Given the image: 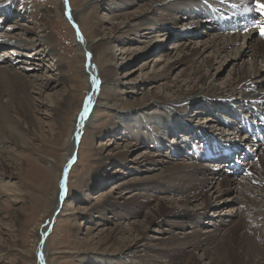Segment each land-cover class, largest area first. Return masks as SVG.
I'll return each mask as SVG.
<instances>
[{"label":"rangeland","instance_id":"obj_1","mask_svg":"<svg viewBox=\"0 0 264 264\" xmlns=\"http://www.w3.org/2000/svg\"><path fill=\"white\" fill-rule=\"evenodd\" d=\"M176 3L178 6L174 0H11L14 10L18 5L34 4L30 11L42 14L48 8L52 13L47 18L49 29L43 33L41 25H35V31L28 34L25 29L12 27L17 25L18 16L0 23V38L7 36L16 40L0 44V66L31 81L19 101L14 100L13 94V97L6 94L3 99L10 118L6 124H16L21 139L20 144H14L6 135L0 136V264H38L39 227L44 226L55 206L54 199H51L56 198L55 174L66 148L76 138L77 131L71 133L75 124L80 125L77 128L80 139L72 152L74 163L70 169L63 168L60 180L65 193L62 192L64 198L59 211L67 214L55 221L49 234L46 245L48 264H92L91 260L83 262L91 255L116 262L126 261L125 254H120L122 250L117 249L124 250L123 244L127 242L138 244L139 254H147L144 258L151 264H168L166 252L177 247L178 250L190 247L188 254L193 255L198 264L213 261L219 264V255L215 254L218 239L225 232L237 230L235 225L240 223L238 217H231V213L242 210L250 216L251 211V220L262 227L254 214L260 216V212H264V185L251 179L262 171L259 170L263 166L259 165L261 150L260 155L256 151L258 160L244 163L248 170L255 171L252 175L248 172L239 178L234 177L231 185L229 182L231 189L228 187L226 191L220 183L221 177L213 182V191H207V202L212 205L200 218H173L172 221L165 217L149 222V209L145 207L138 211L136 208L135 199L141 191L175 202L183 198L173 192L182 181L181 174L186 173L189 166L208 168L212 165L193 159L181 150L187 139H197L198 134L182 139L188 137L185 129L215 128L224 134L228 131L224 130L221 118L230 119V112L241 109L239 99L243 96L238 93H235L231 110L221 107L225 104L217 106L216 99L202 101L200 97L212 87L225 88L233 81V76L237 75L233 65L236 48L245 49V45H235V49L230 48L222 52L223 55L213 46L217 35L207 29L209 24L205 22L197 26L198 30L190 28L192 33H186L187 23L200 20L196 17L199 12L195 9L188 12L187 7L176 10L172 8ZM2 13L0 9V15ZM77 15L83 17L79 19ZM190 15L195 19H189ZM4 17L0 16L2 20ZM19 22L29 24L25 20ZM88 38L97 39L101 44L94 53L88 46ZM209 44L210 47H204ZM187 46L200 51L177 64L187 52ZM247 47L250 52L244 53L246 61L238 59L234 63L236 69L251 70L249 63L256 51L250 43ZM37 51L40 52L38 57ZM248 55L250 57H246ZM261 63L264 64L257 62V68L264 66ZM109 66L113 68V80L102 88L99 70ZM197 67L199 74L196 78L193 70ZM248 75V86L255 91H264V77L251 76L250 72ZM85 80L88 82L84 87ZM193 88L202 90L199 97L176 102L183 100L184 93ZM93 94L96 99L92 107L98 102L101 104L83 119L80 112H83L84 102L90 101ZM175 103L177 106L188 105L187 112H183V107L173 106ZM213 104L222 109L217 111ZM135 117L139 120L135 121ZM90 118L92 121L88 126ZM130 126L133 127L129 129L137 131L142 127L144 132L152 134L158 129L163 136L166 135L165 146L159 150L147 140L137 143L132 136L127 140L122 135L129 134L127 127ZM221 134L215 135L221 137ZM2 149L6 151L3 155ZM135 160L141 164H136ZM220 170L225 177V168ZM175 173L178 180L171 182L168 178ZM161 186L169 191L159 192ZM242 187L249 191L251 209L245 204L247 191ZM108 204L114 205V210L109 206L101 207ZM150 204L156 207L157 199L153 198ZM184 204L183 207L188 206L194 212L204 206L202 200ZM165 212L167 207L162 206L160 215L164 216ZM100 218L101 223L96 224ZM230 219L234 220L233 224H229ZM219 220H222L223 227L218 230ZM114 227L122 228L123 234H116V239L110 240L116 231ZM181 253L182 249L177 251V255ZM188 254L183 257L187 258ZM210 256L215 257L212 260ZM183 257L181 254L178 264H186Z\"/></svg>","mask_w":264,"mask_h":264},{"label":"bare ground","instance_id":"obj_2","mask_svg":"<svg viewBox=\"0 0 264 264\" xmlns=\"http://www.w3.org/2000/svg\"><path fill=\"white\" fill-rule=\"evenodd\" d=\"M174 1L178 2V6H177V3H176L177 7L173 5L172 8L175 7L176 10L177 9L180 10V8L182 9L184 7H187L188 9H185V10L188 11V12H192V11H194L193 9L199 10L198 6L201 5V1L202 0H174ZM261 2H264V0H261ZM18 6L19 7H17V8L15 7V10H14V6H12L11 2L9 3L8 0H0V9H1V12L2 11L4 12L1 15L5 16L3 20H5L6 17L7 18H9V17L12 18L14 16H18L19 18L16 17V18H18L17 21H16L17 25H14L12 27H19L22 30L25 29L24 32H27V34L30 33V32H34L35 31L34 30L35 25H41L40 29H41L42 33H43V31H47L49 29L48 26H47V24L49 22V21H47V18H48L49 13L50 14L52 13V9L51 10H47L48 8L47 9L44 8L45 9L44 12L42 14H40L41 12L40 13H36V12L30 11V10H33V8L35 6L34 4H32V6H28V5L24 6V7H20V5H18ZM5 11H6V13H5ZM77 17H78V15H77ZM82 17L83 16L79 15L78 18L80 19ZM196 17H198V16H196ZM139 18H142V15H140ZM190 18H194V17L189 16V19ZM197 19H200V20L197 21V22L191 23V24H189V23L186 24L188 26V28L186 29V33L187 32L192 33V30L190 28H192L193 30H196V29L198 30L197 26L200 25L202 22H205L204 19H201L199 17ZM0 20H1V18H0ZM19 20H23V21L25 20L27 23L29 22V24L21 23V22H19ZM205 23H207V22H205ZM193 33H195V31ZM214 35H217V36H216V38L213 39V41H214L213 46L215 48H217L220 53L226 52L227 50L229 51L230 48H233L235 45H238V44H241V46L244 44L245 45L244 46L245 49H241L240 47L236 48L237 49V53L234 54L236 58L234 57L235 61L233 62V65L235 66L234 74L236 73L237 75L233 76V81H232L233 83L232 82L228 83V85L225 86V88H219V87L216 86V87L210 88L207 92L203 91L204 94L201 95L200 99L202 101L205 100V99H216L217 100V104H216L217 106H219L221 104H225V105H221L222 108H225L224 110H231V108H232L231 106L232 105L234 106V104H235L234 101L236 100L235 93H238V94L243 96V98L239 99V106L238 107H240V108H242L243 103L245 101H247V100L250 101V100H254V99H264V91H263V89L261 91L260 90L255 91L251 87H249L248 83H247L248 79L250 78L249 75H248L249 72H250L251 76L264 77V66H262L261 68H257V62H259V61L260 62H264V41L261 40V39L256 38L253 34H244L243 35L240 32L239 33H236V32H234V33H231V32H228V33H219V32H217V33H215L214 32ZM230 37H233V38H230ZM0 41H1L0 42L1 45H6L5 43H11V42L16 41V40L13 39L12 37H7L6 36L5 38H0ZM87 41H88V46H90L93 49V53L95 51H97L100 48V46H101V44H98V40L97 39H89L88 38ZM178 41H180V40H178ZM248 43H250V45H252L254 47L255 51H256V55H255L254 59L252 58V60H250V63H249L251 70L248 71V69H241V68L240 69H236V65L234 63H237L238 59L240 61H242L244 59L243 62L246 61V58H244V55H245L244 53L245 52H247V53L250 52V48L247 47ZM205 46L206 47H208V46L210 47L211 45L210 44L209 45H204V47ZM91 48H90V50H91ZM188 48L189 47L187 46L186 49H188ZM233 49H235V48H233ZM199 51L200 50L198 48L195 49V47H191V49H188L187 52L183 53L182 58H180L176 63L179 64L182 60H185V59L187 60V59L197 55L199 53ZM11 52H13V51H11ZM39 54H40V52L37 51V53H36L37 57H38ZM106 56H108V54H106L105 57ZM246 57H250V56L248 55ZM251 62H255V63H251ZM261 64H263V63H261ZM232 68H234V67H232ZM236 70L238 72H236ZM99 71H100V75H101V78H102V79L100 78L101 79V84H103L102 88H104L109 83H111L112 80H113V76H112L113 68L111 66H109L108 68L101 67ZM193 71H194L193 72L194 76L197 78V76L199 74L198 67L195 70H193ZM199 81H200V79H199ZM30 82L31 81L26 80L18 72L9 71V70L6 69L5 66H0V136H4L5 137V135H6V137L9 140H12V142H14V144L19 143V141L21 139V134H19V131L16 130V128H17L16 124H15V126L10 124L11 122L9 124L8 123L6 124L7 119H10V118L8 117L9 116L8 115V109H7L6 103H5V101L3 99H4V97H6V94L7 95L13 94L15 96L14 100H16V101L18 100L19 101V97H21V95L26 91L27 86L28 85L31 86V84H29ZM87 82H88V80L87 81L85 80L84 87L87 85ZM92 83H94V82H92ZM92 83L90 84V87L92 86ZM99 83H98V85H99ZM98 88L99 87L97 86V89ZM95 92H97V91H95ZM201 92H202V90H199V89H197V90H195V88L189 89V91L184 93L183 100H178L176 102H182V101H184L187 98H189L190 100H193L196 97H199V94H201ZM25 95L23 97L26 100L27 99V95L26 96ZM8 97H10V96H7V98ZM12 97L10 99L13 100ZM16 97H18V98H16ZM99 97H100V95H99ZM95 99H96V94H93L90 101H87V103L84 102L85 107L86 106L88 107V112L87 113L84 112L85 107L83 105V110H82L83 112H80V115L81 114L83 115V119L88 115L89 112H91V110L94 111L95 108L100 106L101 103L98 102V105H96L97 107L96 106L92 107V103L95 101ZM20 100H23V98H20ZM9 102L7 104H9ZM175 104L173 106H177V104L176 105ZM10 105H12V104H10ZM18 105H19V102H18ZM217 106H215L213 104V107H216L217 111L222 109L221 107H217ZM177 107H183L184 108L183 112L185 111V113H186L187 112L186 109L189 106L185 105L183 103L182 105H178ZM91 118L88 120L89 121L88 124H87L88 126L90 125V123L92 121ZM134 120L138 121L139 118L135 117ZM84 122H85V120H84ZM78 126H80V125H78ZM78 126H77V124L73 125V128L71 130L72 134L75 133L76 131H77V134L79 133L78 132L79 129L77 130V128H79ZM88 126H87V129H88ZM131 127H133V126L127 127L128 130H129V134L127 136H126V134H124V135H122V137H127V140H128V138L130 136H132L133 139L135 141H137V143L139 141H142V140H147V142H152L153 143V147H155V148H157L159 150H161L162 147L165 146L166 135L163 136L162 133H160V131L158 129H154L155 133L152 134V133L144 132L142 127H138L137 131H135L134 128L129 129ZM233 128H236V127L233 126ZM185 130H186V132L190 131L188 128H186ZM77 134H76V137L78 136ZM209 134H213V133H209ZM221 138H223V137H221ZM232 140H235V139H232ZM71 142H72L71 145H68V147L66 148V153L64 154V157H62L63 159H61L62 161H61V166L59 167L60 169L57 167L58 170H56V172H57V174H55V176L57 175L56 176L57 177L56 178L57 179L56 198H54V197L51 198V199H54L55 206L52 209V212H51V215H50L49 219L44 223V226L39 227L40 231H41V235H40V238H39V245L37 247V250H38L37 253L41 249L40 246H41V241L43 239L44 233L47 230V228L49 227L51 221L56 217L54 215V213L59 209L60 202L64 198V194L63 193H65L64 192L65 190H63L62 183L60 182V180L62 179L61 176H62V173H63V168H67L68 167V169H70L72 167L73 163H74V162H72V158H73L72 157V152L74 151V149L76 147V144H77L76 138L73 141H71ZM21 143H23V142H21ZM260 147L262 149H260ZM4 149L1 150L2 155L4 153H6V151ZM260 150H261L262 155L260 156L261 159H260V164L259 165L260 166L263 165L262 166L263 168L262 167H261V169L259 168L260 171L262 170L261 172L258 170L260 172V175L256 174L254 176H251V179L253 180L254 183H258V184H263L264 185V144L259 141L258 142V148L256 150L252 149V151L253 152L254 151H259V155H260ZM197 151H198L197 149H194L192 153L197 152ZM256 154H257V152H256ZM122 160L124 161L125 158H122ZM152 161H155V159L153 157H152ZM134 162H136V164H141L139 161H136V160ZM246 164H248V163H246ZM246 164H244V165H246ZM50 167H52V166L50 165ZM184 169H185V167H184ZM173 170H175V167H174ZM173 170H172V172H173ZM187 170L188 171L186 173L181 174V176H182L181 177L182 178L181 183L179 185L176 184L177 186H176V188L174 187L175 189L172 188V189H174L173 190L174 193L182 195L183 198H180L179 201L175 202V201H172V200H166L165 198H160L158 196H156V198H155V197L150 195L151 193H148V192L143 193L142 191L138 194V196L136 195L137 196L136 199H135L136 208L139 209L138 211H141L145 207L149 209L148 213L149 212L150 213L147 215V218H148L149 222H152V221H155V220H160V219H165V217H167V219H169V220L170 219L172 220L173 218L179 219V218H184V217L185 218H189V219H192L193 217L200 218L206 213V210L212 205L211 203L207 202V196H208L207 195L208 194L207 191L208 192L209 191H213V189H214L213 182L216 181V179L221 177L220 178V183L222 182L223 186L226 188L225 189V191H226V190H228V187L230 188L229 182H230V185H231V182L234 180V177H229V178L226 177V176L223 177V175H224V174H222L223 170L221 171L220 169H216V167L213 166V165H211L208 168L207 167L201 168V167H198V166H189V168H187ZM248 172L252 175V173L255 172V171L248 170L247 173ZM49 173H51V172L49 171ZM171 175H173V174H171ZM168 177H169V175H168ZM168 179H170V181L171 180L172 181H177L178 180V176H176V173H175V175H173L172 178L169 177ZM151 188L154 189L153 187H151ZM241 189H245L247 191V195H245L247 201L245 202V204H247L249 209H251V207L249 206L250 202H248V201H250L249 199L251 198V197L249 198V194H248L249 191H248V189H246V187H242ZM165 190L169 191V189H167V188H165L163 186L160 189L159 192H164ZM18 192H20V190ZM61 193H62V195H60ZM53 196H55V195H53ZM69 196L70 195H68L66 197V199ZM240 197H241V195H240ZM153 198L157 199V203L158 204H157L156 207H151L150 203H151ZM198 200H202V202L204 204V206H203V208L201 210L194 212V211H191L188 206H186V204H190L191 205V204H193V202L198 201ZM153 202H155V201H153ZM177 203H178V205H177ZM182 203H185L184 205L186 207H183ZM108 206H109V208L111 210H114V205H112V204H108V205L101 206V207H103V209H105ZM162 206H166L167 207V212H165L166 214H164V216L160 215L161 214L160 213V208ZM150 209H151V211H150ZM132 210H134V209H132ZM248 212H249V210H248ZM64 214H67V213H64V211L61 212V209H60V212H59V214L56 217V221H57V219L60 216H63ZM69 214H73V213L71 212ZM260 214L264 215V212H260ZM251 215H252V212L250 211V216ZM261 215L260 216H258V215L256 216L254 214V218H257L258 219L257 221H259V224L262 225V227H259V225L257 226V224H256L257 222H253L251 220V217L248 215V213L245 215L242 210H239V212H236V213H231V217H238V220H240V223L239 224L236 223V225H235V227L238 228L237 230H234V232H233V230H231V231L227 230L228 232L227 233L225 232L223 237L222 238L220 237L221 239H218L219 241L215 237V239L218 241L217 244H216L217 246H216V249H215L216 250L215 254H217V256L219 255V260H217V262H219V264H264V246H263L264 245V216H261ZM101 220H102V218H100L97 221L96 224H100ZM174 220H172V221H174ZM219 221H220V223L217 224V226H218L217 229L218 230H219L220 227H223L222 220H219ZM233 221L234 220L230 219L228 222H229V224H231ZM217 223H218V221H217ZM117 227H114V228H116V231L113 230L115 234H113V237L110 240L116 239V234H123L122 233L123 229L120 228V227L119 228H117ZM137 231H139V230H137ZM249 231L252 232L251 235L249 234L250 233ZM127 243L123 244V246L125 247L124 250L121 247H119L117 249L118 251L122 250V251H120V254L121 253L125 254V258L124 259L127 258L126 261L125 260H123V261L119 260V262H116L114 259H109V258H104V257L92 256L91 255V256H88L89 260L84 258L83 262L91 260L92 264H151V262H148L144 258V256L147 255V254H145V253L139 254V252L141 250L139 249L140 247H139L138 244L131 245V244H129V243L127 244ZM46 245H47V243H46ZM189 246H192V245H189ZM261 246H263V247H261ZM173 247H176V246H173ZM177 248H172L171 250L166 252L167 257L169 258L168 264H174V263L176 264L178 262L177 260L181 258V254H182V257H183V256L187 255L188 252H190V250H189L190 247H187V248H183L182 247V248H180V249H182V253L180 255H177V251H180V249L178 250ZM47 249H48L47 246H45L43 248V254H42V257H43L42 260H44L46 262V264H48V259H47V256H46ZM214 257L210 256V258L212 260L214 259ZM37 258H40V257H38V255H37ZM184 258H186V257H183L182 259H184ZM256 259H258V260H256ZM185 262H186V264H198L199 263V262H197L196 258H194L193 255L191 256L189 254H188V257L186 258ZM209 262H211V261H209ZM213 262H211L209 264H214ZM38 264H39V262H38Z\"/></svg>","mask_w":264,"mask_h":264},{"label":"water","instance_id":"obj_3","mask_svg":"<svg viewBox=\"0 0 264 264\" xmlns=\"http://www.w3.org/2000/svg\"><path fill=\"white\" fill-rule=\"evenodd\" d=\"M76 141H77V143L79 142V134H78V136L76 137ZM59 209L54 213V215L57 217V215L59 214ZM56 217L51 221V223H50V225H49V227L47 228V230L45 231V233H44V236H43V239H42V241H41V246H40V251L37 253V255H38V257H40V258H38V262H39V264H46V262L44 261V260H42L41 259V256H42V254H43V248L46 246V243H47V240H48V237H49V234L51 233V231H52V227H53V225H54V223H55V221H56ZM46 249V248H45Z\"/></svg>","mask_w":264,"mask_h":264},{"label":"snow or ice","instance_id":"obj_4","mask_svg":"<svg viewBox=\"0 0 264 264\" xmlns=\"http://www.w3.org/2000/svg\"><path fill=\"white\" fill-rule=\"evenodd\" d=\"M8 2L10 3L11 0H8ZM67 2V0H66ZM246 11H256L258 13H260L261 15H264V2H261V0H256V5L254 8H247ZM260 34L261 35H264V25H261L260 27ZM82 39V37H81ZM89 57L91 54H88ZM84 112L87 113L88 112V107L86 106L85 109H84ZM41 259H43V257L41 256Z\"/></svg>","mask_w":264,"mask_h":264}]
</instances>
